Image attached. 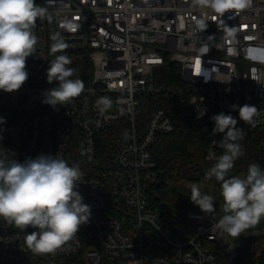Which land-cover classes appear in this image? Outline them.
<instances>
[{"label": "built area", "instance_id": "obj_1", "mask_svg": "<svg viewBox=\"0 0 264 264\" xmlns=\"http://www.w3.org/2000/svg\"><path fill=\"white\" fill-rule=\"evenodd\" d=\"M47 7L32 29L37 42L26 58L28 79L18 90H0V153L20 161L56 154L78 164V191L92 214L52 253H33L24 236L35 229L0 217V264H233L235 240L212 228L217 210L192 206L185 216L195 234L178 239L162 226L160 212L149 209L147 185L161 178L154 145L176 124L170 109L148 99L170 96L209 123L210 163L224 151L211 117L232 114L244 133L242 152L251 142L254 162L264 166V0L223 16L194 0H51ZM201 18L207 28L198 31ZM54 33L67 44L56 54L69 56L73 78L84 82L77 97L56 106L43 102L44 91L58 84L48 82L46 71ZM205 41L210 50L201 54ZM171 64L179 67L178 82L162 79ZM100 97L110 100L103 111ZM234 104L255 105L251 122L239 118ZM107 128L119 132L109 154L98 149ZM111 203L124 208L126 222L108 214Z\"/></svg>", "mask_w": 264, "mask_h": 264}, {"label": "clouds", "instance_id": "obj_2", "mask_svg": "<svg viewBox=\"0 0 264 264\" xmlns=\"http://www.w3.org/2000/svg\"><path fill=\"white\" fill-rule=\"evenodd\" d=\"M202 8H210L223 16L230 10L246 9L250 0H194ZM37 0H0V90H18L28 79L26 58L35 53L37 37L32 31L37 18L49 14L47 5ZM198 31L207 28L205 19L197 21ZM180 27H183L181 23ZM53 55L47 68L48 82L58 84L44 91V103L56 106L77 97L84 82L73 78L74 69L69 67L71 58L59 50L67 47L59 33L51 36ZM219 46V45H217ZM209 44L203 42L201 54L209 52ZM198 75V74H197ZM209 76H205L208 79ZM103 111L110 100L100 97L96 101ZM238 108L239 118L251 122L256 113L255 105H232ZM204 113H200L203 115ZM0 117V124L4 123ZM215 122L212 132L223 133L220 146L222 154L206 172L208 178L221 182L223 215L215 218L212 228L228 236L239 237L245 230L264 219V166L249 164L244 176H229L234 162L242 155L244 138L242 128L237 127V118L221 112L211 117ZM2 138V136H0ZM213 154L210 153V158ZM81 170L76 163L69 164L56 154H39L23 161L9 159L0 153V217L10 224L26 229L24 242L33 253H52L69 241L91 217V206L78 191ZM190 199L206 213L215 212L213 196L202 193L197 184L190 185Z\"/></svg>", "mask_w": 264, "mask_h": 264}, {"label": "trees", "instance_id": "obj_3", "mask_svg": "<svg viewBox=\"0 0 264 264\" xmlns=\"http://www.w3.org/2000/svg\"><path fill=\"white\" fill-rule=\"evenodd\" d=\"M171 65L170 72L162 79L178 82L179 67L176 64ZM148 100L150 104H161L170 109L176 124L175 130L162 133L154 145V156L158 161L161 178L160 181L147 185L148 207L150 210L160 212V223L173 237L188 238L195 234L194 223L188 221L185 216L186 211L195 205L190 199L191 184H197L202 193L213 196L215 210L220 216L223 215L221 182L215 177L206 176V172L214 164L205 158L207 142L204 132L209 123L195 120L187 107L179 106L170 96H157ZM149 113L147 110L140 119L144 120ZM118 133L111 128L103 130L98 139L99 152L109 154L112 150L110 143L112 139L118 137ZM250 143L235 160L229 176H244L249 164L255 163V146ZM108 210L109 215L127 221L124 208L118 207L116 203H111ZM236 239L237 256L233 264H264V219L245 230L239 237H234V240Z\"/></svg>", "mask_w": 264, "mask_h": 264}, {"label": "snow or ice", "instance_id": "obj_4", "mask_svg": "<svg viewBox=\"0 0 264 264\" xmlns=\"http://www.w3.org/2000/svg\"><path fill=\"white\" fill-rule=\"evenodd\" d=\"M197 67L199 68V61H197Z\"/></svg>", "mask_w": 264, "mask_h": 264}, {"label": "rangeland", "instance_id": "obj_5", "mask_svg": "<svg viewBox=\"0 0 264 264\" xmlns=\"http://www.w3.org/2000/svg\"><path fill=\"white\" fill-rule=\"evenodd\" d=\"M38 1V0H37ZM233 237V236H232ZM233 239H234V237H233ZM235 241H237V239L235 240ZM237 243H238V241H237ZM224 264H226L225 262H224Z\"/></svg>", "mask_w": 264, "mask_h": 264}]
</instances>
